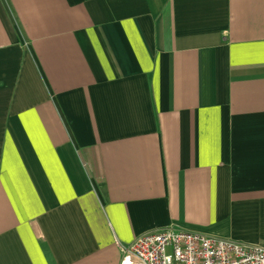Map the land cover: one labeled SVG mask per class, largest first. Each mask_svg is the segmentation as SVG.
<instances>
[{
  "label": "crops",
  "instance_id": "obj_1",
  "mask_svg": "<svg viewBox=\"0 0 264 264\" xmlns=\"http://www.w3.org/2000/svg\"><path fill=\"white\" fill-rule=\"evenodd\" d=\"M161 227L264 246V0H0V264Z\"/></svg>",
  "mask_w": 264,
  "mask_h": 264
},
{
  "label": "built area",
  "instance_id": "obj_2",
  "mask_svg": "<svg viewBox=\"0 0 264 264\" xmlns=\"http://www.w3.org/2000/svg\"><path fill=\"white\" fill-rule=\"evenodd\" d=\"M118 264H264V246L161 227L119 244Z\"/></svg>",
  "mask_w": 264,
  "mask_h": 264
}]
</instances>
